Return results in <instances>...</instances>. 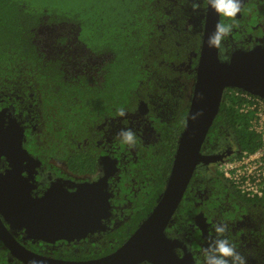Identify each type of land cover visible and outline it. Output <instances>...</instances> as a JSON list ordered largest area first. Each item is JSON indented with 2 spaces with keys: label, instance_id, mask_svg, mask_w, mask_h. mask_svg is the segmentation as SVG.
I'll use <instances>...</instances> for the list:
<instances>
[{
  "label": "trees",
  "instance_id": "1",
  "mask_svg": "<svg viewBox=\"0 0 264 264\" xmlns=\"http://www.w3.org/2000/svg\"><path fill=\"white\" fill-rule=\"evenodd\" d=\"M202 1L205 6L206 0ZM191 5L189 0H0V109L10 105L18 110L28 107L37 120V105L42 103L48 129L53 131L50 133L62 136L74 151L60 158L73 171L79 175L92 172L95 159L78 150L64 131L70 129V136L79 141L96 126L94 120L115 116L120 108L133 113L140 100L148 103L150 119L155 121L161 140L132 169L135 181H145L146 194L143 199L133 198L131 232L152 210L164 189L184 125L194 77L188 74L186 88L178 87L172 64L186 61L200 45L198 30L191 26L185 29L192 15ZM241 15L240 20L221 16V23L227 20L252 26L264 24V0H246ZM52 23L78 27L79 39L92 53L112 55L102 82L95 84L83 76L64 79L59 61L46 60L36 40L40 28ZM240 94L231 89L225 93L206 138L210 143L234 139L239 151L236 156L255 152L262 145L260 135L253 129L254 112L241 111L246 102ZM57 103L65 115L60 117L66 121L61 123L64 130L56 131L52 128V109ZM52 141L49 144H54ZM26 147L39 157L34 146ZM216 176L201 180V174L194 175L176 214L181 224L193 223L190 216L197 212L194 203L198 197L189 191L195 181L207 191L208 199L202 209L208 218L219 214V221L226 223L252 210L264 215V197L248 198L219 170ZM261 235L264 240V232ZM128 236L124 234L119 243ZM6 254L0 244V264H10Z\"/></svg>",
  "mask_w": 264,
  "mask_h": 264
},
{
  "label": "flooded vegetation",
  "instance_id": "2",
  "mask_svg": "<svg viewBox=\"0 0 264 264\" xmlns=\"http://www.w3.org/2000/svg\"><path fill=\"white\" fill-rule=\"evenodd\" d=\"M189 1L190 4H197L198 8L194 10L193 5H191L190 11L192 15L187 19L185 29L190 26L196 28L200 33L201 44L202 27L204 24V2L202 0ZM174 4L177 6V1ZM183 7L184 5H179L180 9H183ZM224 23L232 25L233 27L231 33L225 36L221 42V47L219 48L221 59L228 61L232 53L238 50L249 51L256 47L264 48V24L252 26L248 23L238 24L236 21L229 22L227 20H224ZM44 27L47 28L49 26ZM56 27L62 34L56 32L57 35L52 40V44L62 40L60 42L62 46H60L58 53L42 50L46 60L53 59L54 61H59L58 63L62 66L64 72V79H78L83 76L95 84L102 82L105 77V66L111 60L112 55L107 52L100 54L92 53L79 39L78 27H74L68 23L59 24ZM42 33V29L38 31L39 36ZM52 44L50 42L46 47L52 46ZM70 45L73 51L69 52L66 49ZM199 48L197 52H191L190 57L186 61L172 64L174 68L172 70L174 81L179 84L178 87H185L188 74H193L195 78V67L197 65ZM194 59H196L195 66L193 65ZM194 80L191 84V92ZM95 84L91 85L96 86ZM189 97L187 99L188 104ZM141 102L142 100L138 102L135 112L126 113L124 117L119 115L112 117L104 116L96 121L94 120L96 126L82 140L75 141L74 137L70 136V129L64 131L66 136L77 146L78 150L86 152L95 159L94 170L84 175H79L68 166L67 161L60 159L64 153L69 154V152L74 151L70 150L69 146L65 144L62 136L56 133H50L53 131L48 129L46 122L47 114L43 110L42 103L40 106L37 105V120L33 117L32 110L28 107H23L21 110L16 109L13 105L4 107L8 109L10 118L16 120L23 128V147L32 155L26 147V144H31L39 154V157L32 155L41 162V165L36 168L35 172L29 176L27 173L28 169L26 168L23 169L22 173L23 177L28 178L33 185L31 190L33 197L42 198L54 185L64 193H73L76 191L78 185L97 181L103 177L106 178L104 191L109 194L108 211L93 232L86 233L84 236H79L78 238L75 237L73 240L60 239L54 242H46L29 239L25 229H11L10 225L5 223L6 228L18 243L32 253L44 258L63 262H86L111 254L130 237L133 233L131 232V223L135 209L133 198L136 199L140 196L143 199L144 194H146L145 181H135L132 177V169H134V166L137 167L135 164L141 162V158L144 159L150 151V147L161 140V134L154 125L155 121L150 119L151 109L148 103L145 102L147 106L141 107L139 110ZM60 109L58 103L52 109L55 115L52 128L56 131L64 130L61 123L66 121L65 118L60 117L61 114L65 116L63 110L60 111ZM8 121L9 119L7 118L5 120L7 125L9 123ZM158 121L160 120L158 119ZM56 126L58 127L56 128ZM127 129H131L135 134L136 142L133 146L125 144L118 135L122 130ZM51 139L57 140L52 141ZM49 140L54 142V144H49ZM235 143L231 138L215 143L205 141L201 151L209 157H212L214 161L209 164H200L195 170V174H201V180L209 175L217 177L216 174L218 170L220 171L221 163L238 154L239 151ZM136 144H141V147H138ZM48 155H54V157H48ZM7 169H10V167L6 159L1 157L0 172L3 173ZM126 180L130 181V183ZM189 191L198 197V202L194 203L197 212L190 216L193 223L185 222L183 223L184 225L181 224L176 218V214H178L177 209L172 223L166 230V234L169 238L176 239L183 244L186 248L185 251L193 256V264H205V249H208L216 239L224 238L228 239L229 243L235 246L236 251L245 259L246 264H264V240L261 239V234L264 232L263 214L256 213L252 210L240 214L239 219H236L234 222L221 223L219 221L221 219L219 214H215L213 218L205 216L202 208H204V201H207L208 197L206 195L207 191L200 189V182L195 181L193 188ZM185 200L188 199L185 198ZM199 214H203L204 219H196ZM220 225H226V231L223 236L218 235L215 230ZM124 234H129V236L119 243V239ZM0 244L3 249H6L1 242ZM176 252L179 256H183L184 254L182 249H178ZM100 253H104V255L98 256ZM6 257L10 264H23L15 258L10 257L8 250ZM229 260L231 264V259L229 258ZM139 264L151 263L141 262Z\"/></svg>",
  "mask_w": 264,
  "mask_h": 264
},
{
  "label": "water",
  "instance_id": "3",
  "mask_svg": "<svg viewBox=\"0 0 264 264\" xmlns=\"http://www.w3.org/2000/svg\"><path fill=\"white\" fill-rule=\"evenodd\" d=\"M246 0H241V11ZM204 24L195 67V80L189 97L185 123L179 135L174 161L162 193L147 216L120 247L111 254L86 262H63L41 257L16 241L11 229H25L29 239L54 242L73 240L93 232L108 211L109 194L104 191L106 178L77 186L64 193L52 186L42 198L33 197L30 176L41 162L23 147L24 131L11 119L8 109L0 110V158L10 169L0 172V242L9 256L23 264H193V256L183 244L167 236L183 196L202 163L213 158L202 152L208 132L219 114L226 90L239 91L264 100V48L238 50L223 60L219 48L209 46L221 16L210 6L203 9ZM241 11L235 19L241 18ZM142 101L139 106L146 107ZM9 119L8 125L5 123ZM203 218V214L196 219ZM182 249L183 256L176 250Z\"/></svg>",
  "mask_w": 264,
  "mask_h": 264
},
{
  "label": "built area",
  "instance_id": "4",
  "mask_svg": "<svg viewBox=\"0 0 264 264\" xmlns=\"http://www.w3.org/2000/svg\"><path fill=\"white\" fill-rule=\"evenodd\" d=\"M238 95V94H236ZM246 103L242 112H254L253 129L260 135L262 145L255 152H243L220 165L223 178L233 183L248 198L264 197V100L242 93Z\"/></svg>",
  "mask_w": 264,
  "mask_h": 264
},
{
  "label": "clouds",
  "instance_id": "5",
  "mask_svg": "<svg viewBox=\"0 0 264 264\" xmlns=\"http://www.w3.org/2000/svg\"><path fill=\"white\" fill-rule=\"evenodd\" d=\"M210 6L222 17L235 18L241 11V0H209ZM198 8L197 4H193V9ZM232 25L225 23H217L214 33L209 37L210 47H221L223 38L229 35L232 31ZM117 115L124 117L126 112L123 108H120ZM122 141L133 146L136 142L135 134L131 129L122 130L118 134ZM216 233L220 236L226 231V225H220L216 227ZM246 264L245 259L236 251L235 246L229 243V240L216 239L205 249V264Z\"/></svg>",
  "mask_w": 264,
  "mask_h": 264
},
{
  "label": "rangeland",
  "instance_id": "6",
  "mask_svg": "<svg viewBox=\"0 0 264 264\" xmlns=\"http://www.w3.org/2000/svg\"><path fill=\"white\" fill-rule=\"evenodd\" d=\"M44 26H49V27L46 28ZM56 26H58V25L55 24V23H52V24H45V25H43L40 28V31L42 29L43 33L41 34V36H37V40L36 41H37V45L40 47L41 50H43L45 52L49 50V51H51L53 53H58L59 52L60 46H62V44L60 43L62 40L60 42H58V43L52 44L53 43L52 40L57 35L56 32H59V33L62 34V32L59 31ZM50 42H51L52 46L50 45L49 47L48 46L46 47V45H49ZM73 46H74V44H73ZM66 50L70 52V51H73V48L70 45L68 47V49H66ZM234 143H235V140H234Z\"/></svg>",
  "mask_w": 264,
  "mask_h": 264
}]
</instances>
